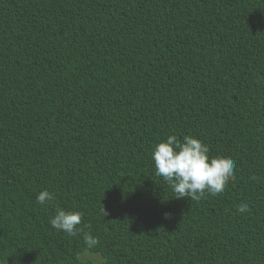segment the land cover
<instances>
[{"label":"trees","instance_id":"16d2710c","mask_svg":"<svg viewBox=\"0 0 264 264\" xmlns=\"http://www.w3.org/2000/svg\"><path fill=\"white\" fill-rule=\"evenodd\" d=\"M170 135L235 161L223 193L175 198ZM101 262L264 264V0H0V264Z\"/></svg>","mask_w":264,"mask_h":264},{"label":"clouds","instance_id":"9594fccd","mask_svg":"<svg viewBox=\"0 0 264 264\" xmlns=\"http://www.w3.org/2000/svg\"><path fill=\"white\" fill-rule=\"evenodd\" d=\"M209 151L206 144L191 135L184 136L182 140L176 135H170L165 141L158 142L151 153L155 175L162 177L171 186L176 199L199 201L208 195L221 194L235 178V161L226 157H210ZM55 199V194L46 189L36 197L40 205L49 204ZM237 211L247 212L249 205L242 202L237 206ZM169 215L165 213V218ZM82 218V212L57 207L49 223L55 230L70 237L80 236L88 249L95 248L99 238L84 230L90 226H81Z\"/></svg>","mask_w":264,"mask_h":264},{"label":"rangeland","instance_id":"374dc122","mask_svg":"<svg viewBox=\"0 0 264 264\" xmlns=\"http://www.w3.org/2000/svg\"><path fill=\"white\" fill-rule=\"evenodd\" d=\"M87 257L88 258H91V259H93V260H96L98 257L97 256H95V255H87Z\"/></svg>","mask_w":264,"mask_h":264}]
</instances>
